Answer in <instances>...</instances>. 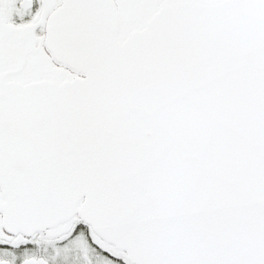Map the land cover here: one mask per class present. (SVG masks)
<instances>
[{
    "label": "snow or ice",
    "instance_id": "1",
    "mask_svg": "<svg viewBox=\"0 0 264 264\" xmlns=\"http://www.w3.org/2000/svg\"><path fill=\"white\" fill-rule=\"evenodd\" d=\"M0 264H264V0H0Z\"/></svg>",
    "mask_w": 264,
    "mask_h": 264
}]
</instances>
